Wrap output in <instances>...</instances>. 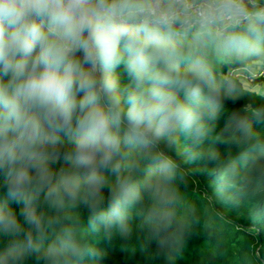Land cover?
Here are the masks:
<instances>
[{"label": "clouds", "instance_id": "1", "mask_svg": "<svg viewBox=\"0 0 264 264\" xmlns=\"http://www.w3.org/2000/svg\"><path fill=\"white\" fill-rule=\"evenodd\" d=\"M257 60L264 0H0V264H103L85 233L133 211L166 231L221 117L264 176V106L219 75Z\"/></svg>", "mask_w": 264, "mask_h": 264}, {"label": "trees", "instance_id": "2", "mask_svg": "<svg viewBox=\"0 0 264 264\" xmlns=\"http://www.w3.org/2000/svg\"><path fill=\"white\" fill-rule=\"evenodd\" d=\"M235 67L243 66H221L219 75L227 76ZM231 77L241 100L227 105L229 110L244 103L264 106V90ZM223 122L221 117L202 145V150L218 154L215 163H184L179 158L183 183L178 180L176 188L182 199L166 231H155L133 211L128 236L115 227L85 233V239L104 253L103 264H264V176L252 174L236 147L218 138ZM181 141L187 143L183 137Z\"/></svg>", "mask_w": 264, "mask_h": 264}, {"label": "rangeland", "instance_id": "3", "mask_svg": "<svg viewBox=\"0 0 264 264\" xmlns=\"http://www.w3.org/2000/svg\"><path fill=\"white\" fill-rule=\"evenodd\" d=\"M235 68H231L229 72L234 77H236ZM244 68L245 69L240 70L242 72V75H239L236 78L240 79L241 82L244 84V86L248 88L264 90V80H257V78L254 77V74H256L258 71H261L264 68V62L258 60L253 61L250 67H244Z\"/></svg>", "mask_w": 264, "mask_h": 264}, {"label": "built area", "instance_id": "4", "mask_svg": "<svg viewBox=\"0 0 264 264\" xmlns=\"http://www.w3.org/2000/svg\"><path fill=\"white\" fill-rule=\"evenodd\" d=\"M235 76L238 77L239 75H242V72L240 70L245 69L244 67L235 68ZM264 76V68L261 71H258L256 74H254V77L259 78Z\"/></svg>", "mask_w": 264, "mask_h": 264}]
</instances>
